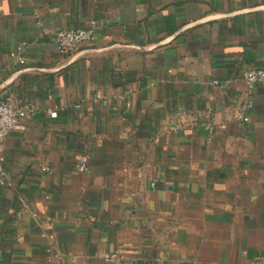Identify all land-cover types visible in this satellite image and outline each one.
Instances as JSON below:
<instances>
[{"label": "crops", "instance_id": "obj_1", "mask_svg": "<svg viewBox=\"0 0 264 264\" xmlns=\"http://www.w3.org/2000/svg\"><path fill=\"white\" fill-rule=\"evenodd\" d=\"M255 67L264 0H0V101L37 108L4 142L0 264H264Z\"/></svg>", "mask_w": 264, "mask_h": 264}, {"label": "built area", "instance_id": "obj_2", "mask_svg": "<svg viewBox=\"0 0 264 264\" xmlns=\"http://www.w3.org/2000/svg\"><path fill=\"white\" fill-rule=\"evenodd\" d=\"M96 22L86 29H61L56 32L55 41L58 51L62 55H73L77 54L83 43L90 41L93 38ZM22 46L19 47L21 49ZM19 51V50H18ZM18 52H12L13 57H19L21 64L25 63V59L18 56ZM243 81L245 85V91L249 95L255 88V86L264 81V67H255L247 70L243 74ZM212 83L215 85L220 84L218 80H214ZM101 97L97 94V98ZM122 99L123 96H120ZM252 103L249 101L245 108H251ZM36 107L32 104L26 107L19 106L13 99H4L0 101V184L3 186H11L12 183L6 181V169L3 164V152L4 142L9 134L14 130H26L27 127L21 122V119L28 115L33 114L36 111ZM58 110L50 112L52 117H56ZM244 118V116H239ZM206 129L212 130L213 126L210 123L202 124ZM90 157L88 154H82L78 160V170L81 173H86L90 169ZM48 169V168H46ZM103 258L108 262H121L122 261V250L117 249L113 252H106L103 254ZM75 257L72 260L75 261Z\"/></svg>", "mask_w": 264, "mask_h": 264}]
</instances>
